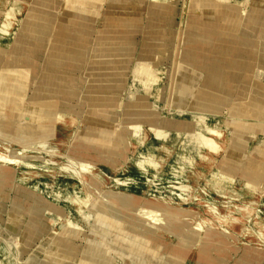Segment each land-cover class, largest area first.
Segmentation results:
<instances>
[{
	"label": "rangeland",
	"instance_id": "1",
	"mask_svg": "<svg viewBox=\"0 0 264 264\" xmlns=\"http://www.w3.org/2000/svg\"><path fill=\"white\" fill-rule=\"evenodd\" d=\"M151 1L146 16L154 19L132 45L135 55L140 53L134 57L139 58V72H133L138 61L122 48L128 66L124 77L118 72L124 79L119 97L125 109L135 94L136 107L164 114L160 124L152 118L155 109L143 113L145 109L135 108L123 130L113 133V143L85 139L78 134L86 123L49 104L21 100L27 91L28 98L39 75L59 77L56 81L74 87L82 80L97 86L100 73L73 71L74 65L51 72L42 66L47 56L33 55V45L28 65L0 70L1 264H86L88 252H103L107 264H264V9L250 7L253 0ZM20 5L12 0L6 7L0 44L13 36L23 12ZM150 30L144 40L143 32ZM108 52L90 63L103 58L105 66L116 69V50ZM143 64L155 71L151 95L143 86L149 83ZM216 66L225 73L220 75L224 86L213 89L205 81ZM184 72L195 87L180 102L177 85ZM107 73L103 75L118 84L115 72L110 71L112 77ZM8 74L15 76L11 82L5 80ZM45 91L53 95L63 90ZM106 91H115V85L108 83ZM209 93L221 103L210 110L192 109L196 97ZM195 124L212 143L216 140L212 152L191 138ZM160 129L167 135L163 140ZM238 141L242 147H230ZM222 165L227 169L216 177ZM158 207L170 212V220L188 224L176 226L175 232L155 227L151 216L156 215L150 213ZM211 226L215 235L203 247L187 240Z\"/></svg>",
	"mask_w": 264,
	"mask_h": 264
},
{
	"label": "crops",
	"instance_id": "2",
	"mask_svg": "<svg viewBox=\"0 0 264 264\" xmlns=\"http://www.w3.org/2000/svg\"><path fill=\"white\" fill-rule=\"evenodd\" d=\"M11 1L12 0H0V26L5 19L6 7L11 3ZM17 1L20 2V6L22 7L23 12L10 41L6 44H0V70H17L18 68H16L15 66H19L18 63H20V65H22V63H24V65H28L30 57L28 47H31L33 45L35 46L34 51L36 50V52L34 53L33 51L32 54L34 53L33 55H35L37 58L47 56L46 59H43L42 66L43 68H48L49 70H51V72L56 71L61 65L65 67L67 65H74L75 67L73 68V71L91 72L92 70H94L100 73L101 76V79L98 80L97 86H94L87 80L86 82L82 80V82L77 81L79 84L72 87L69 82H67L66 85V83H59L58 81H56V79H59V77L55 78L52 76L51 78H45L39 75L29 92L28 98V91L26 92L25 99L27 100L23 99L21 100V103H28L29 105L39 102L49 104V106H51L54 111L56 110L57 112L72 115L76 117L79 122L81 120L83 123H86L85 127H82L79 130L78 135L80 137L89 140L93 139L95 141L103 143H113L115 139L114 137L117 136L113 135V133H117L118 131L123 130L124 120L128 119V114L131 112V110L135 108L142 110L146 109L138 108L136 106L131 107V105H134L132 103L137 102V97L134 98L135 94L132 95V98L129 99V106L127 105L125 109H123V99L119 97L123 94V90L120 89L119 85L123 82L124 79L122 80V78H120L118 72L122 71L121 74H123L124 77L123 72L127 70L128 66V60L123 61V56L125 55V53H121L123 52L122 48H128L126 52L129 51L130 53H127V56L130 55L134 58L139 57L140 55V53L135 55V52H133L132 49V45H134V42L139 41L136 40V37L140 34L139 32L142 29V31H145L146 24L148 22L151 23L150 20L154 19L146 16L148 7L151 6L152 1ZM250 7L262 9L264 8V1L253 0V2L250 3ZM137 31L138 33L136 34ZM151 32L152 30L143 32V39L145 40L146 37H149ZM201 38H203V35L201 36ZM86 40H91L89 45L85 43ZM128 41L131 43L126 44L125 42ZM49 46L53 47L55 50L57 49V52H50V50L47 49ZM60 46L64 47V52L62 53L58 52ZM108 48L110 50L115 49L116 54H118L119 56L121 55L122 57V59H117L115 57V60L119 62L115 64L116 69L110 68V63L105 66L106 59L103 63H100V61L98 60L93 62L95 64L90 63L93 61V58L97 56H107L108 54H110L109 52L106 53ZM103 50H105V52H103ZM52 56H56L58 58L54 60L52 59ZM61 56H68L73 58L77 57L76 59L79 58V61L75 63L74 59L68 57L66 59ZM82 57H84L83 60ZM102 60L104 59L102 58ZM133 60H135L136 62L138 61V63L133 68V72H139V58H134ZM60 61H62L61 64ZM30 62H32V59L30 60ZM86 63H88V65H85ZM100 64L102 66H100ZM145 66L146 65H144L143 68ZM104 67H106L107 69ZM149 68L151 71L154 70L151 67ZM46 69L44 70L43 74L47 75L48 73L46 72ZM165 69L166 68L164 67V70ZM106 70H108V72H115V77L120 79L118 84L110 81V78H108L107 75H103ZM19 71L22 72L21 69H19ZM200 71H202V69H200ZM105 78H108L109 80ZM25 83L27 85V82ZM105 83L114 84L115 91H106L105 94H101L99 96V94L95 90H93V88L99 87ZM158 83L159 82H157V84ZM143 86L147 89V93L149 95L155 93H151L154 91L153 87L147 88L146 85ZM53 87H61L63 91H61V94L56 93L57 95H51L50 93L45 91L47 88ZM70 92L72 94H70ZM167 94L164 92V96H167ZM150 109H155L153 110L152 118H154V120H156L160 124V120H163L165 118L164 114L157 111L156 108H148V111ZM189 114L193 115L192 113ZM179 115L182 116L183 114ZM103 130L107 132L106 135H103ZM101 135H103L104 137H100ZM120 136H122V133H119V137ZM155 140L157 142L161 141L157 138H155ZM232 145L233 144H231L230 147H232ZM153 179L156 181L160 180L159 176H155L153 177ZM182 195H184V193H182Z\"/></svg>",
	"mask_w": 264,
	"mask_h": 264
},
{
	"label": "bare ground",
	"instance_id": "3",
	"mask_svg": "<svg viewBox=\"0 0 264 264\" xmlns=\"http://www.w3.org/2000/svg\"><path fill=\"white\" fill-rule=\"evenodd\" d=\"M153 1H158V0H153ZM164 1H172V0H164ZM264 1V0H263ZM262 9H264V8H262ZM10 11V10H9ZM233 15V14H232ZM229 16H230V14H229ZM14 20V19H13ZM235 22V21H234ZM249 23V22H248ZM247 23V24H248ZM237 24V23H236ZM241 24V23H240ZM238 25V24H237ZM8 39V38H7ZM120 50V49H119ZM118 50V51H119ZM120 52V51H119ZM114 55V57H116L117 56V54L116 53H114L113 54ZM229 56V55H228ZM226 59V58H225ZM229 60V59H228ZM105 60H103L102 62H100V63H103ZM215 66V65H214ZM259 67V66H258ZM104 68H106V67H104ZM104 68H102V69H104ZM107 69V68H106ZM264 70V69H263ZM254 71V70H253ZM143 72L145 73V74H143V75H145L146 77H148V81H149V83H146V87L147 88H150L152 85H153V82L156 80V76H155V74H154V71H151L150 70V68L149 67H144L143 68ZM210 72H212L214 75L213 76H210V79L206 82L205 81V84L207 85V86H209V87H211V88H213V89H217V88H219V87H221L222 86V88H223V86H224V83L222 82V80H221V77H220V75H224L225 73H224V71H222V69H219V67L218 66H216V67H212L211 69H210ZM9 73V72H8ZM16 74V73H15ZM108 74L110 75V77H112V74L110 73V71L108 72ZM9 75V76H8ZM7 75V78L5 79L6 80V82H11V80L12 79H14V77L15 76H10V74H8ZM158 78V77H157ZM253 78V77H252ZM245 83V82H244ZM107 84L108 83H105V84H102L101 86H99V87H96V89L94 88L93 90H95L98 94H99V96L101 95V94H105V90L104 89H106L107 88ZM194 85H193V83H192V78H191V76H190V73L189 72H184L180 77H179V81H178V85H177V90H178V93H179V100L178 101H180V102H183V101H185L186 99H188L189 98V91H188V89L190 88V87H193ZM197 86V85H196ZM22 87V86H21ZM195 87V86H194ZM11 88V87H10ZM100 88V89H99ZM14 89V88H13ZM4 91H6V90H4ZM11 91H12V89H11ZM21 91V90H20ZM26 91V90H25ZM219 92H222V89L219 91ZM2 93H4V92H2ZM14 93H15V91H14ZM18 93V92H17ZM16 93V94H17ZM5 94H7V93H5ZM15 94V95H16ZM224 95V94H223ZM13 99V98H12ZM15 99V98H14ZM16 100V99H15ZM196 101H198V102H196ZM216 101H218L217 100V97H214V94H212V93H209V94H207L206 96H204V97H196L195 98V100L193 101L194 103V106L192 105V109H199V110H202V109H208V110H210L213 106H216L217 105V103H216ZM12 101H10V103H11ZM15 102V101H14ZM218 102H220V101H218ZM9 103V102H8ZM197 103V104H196ZM221 103V102H220ZM3 105V104H2ZM8 105V104H7ZM44 105V104H43ZM46 105V104H45ZM4 106V105H3ZM132 106H136V104H134V105H131V107ZM4 108H5V106H4ZM39 108V107H38ZM41 110H42V108H40ZM46 109V108H45ZM28 110V109H27ZM146 110H148V108H146L145 110H143V113H145L146 112ZM31 111V110H30ZM37 111V110H36ZM40 112V111H39ZM44 112V111H43ZM41 113V112H40ZM3 115H4V113H3ZM33 115H35V114H33ZM201 115V114H200ZM5 116V115H4ZM25 116V115H24ZM2 117V116H1ZM33 117V119H34V117H35V119H36V115L35 116H32ZM236 117V116H235ZM238 118V117H237ZM240 118V117H239ZM27 119V118H26ZM25 119V120H26ZM43 119V118H42ZM244 120V119H243ZM31 121H33V120H31ZM35 121V120H34ZM2 122V121H1ZM25 122V121H24ZM29 122V121H28ZM55 122V121H54ZM53 122V123H54ZM199 123H201V122H199ZM198 123V124H199ZM52 124V123H51ZM198 124H195V126H196V128L194 127V128H191L190 129V131H191V133H190V136H191V138L194 140V141H196L197 143V147H209L208 149L212 152L213 151V149H214V147H217V144L216 143H214V140L215 139H213L212 137V139H213V143H212V141L208 138V137H206L202 132H200V129H198ZM67 125V124H66ZM234 125H236V127H242V129H246V128H244V126H243V124H234ZM233 125V126H234ZM1 126V125H0ZM264 127V126H263ZM130 128H133V127H130ZM213 129V128H212ZM214 131V130H213ZM33 132V131H32ZM47 132V131H46ZM159 134H160V136H159V138L161 137L162 138V140H163V137H166L167 135H166V133L165 134H163L162 133V129H160L159 130ZM213 134V133H212ZM216 135H219L218 133H215ZM46 135V134H45ZM215 135V136H216ZM212 136H214V135H212ZM216 138V137H215ZM43 139V138H42ZM138 140V139H137ZM120 141V140H119ZM118 141V142H119ZM216 141V140H215ZM233 145L235 146H237V147H242V143H240V141H238L237 143H233ZM210 154V153H209ZM216 155V154H215ZM226 167L224 166V165H222V166H220L218 169H217V172H216V174H215V176L217 177L218 175H221V173H224L225 171H226ZM225 174H228V172L227 173H225ZM228 175H230V174H228ZM3 179V178H2ZM226 190V189H225ZM235 190V189H234ZM203 192V191H202ZM205 192L206 193H209V192H207L206 190H205ZM204 192V193H205ZM205 193V194H206ZM233 193V192H232ZM235 194V193H234ZM204 195V194H203ZM230 195V194H229ZM232 196V195H231ZM237 196V195H236ZM209 197H211V195L209 196ZM226 197V196H225ZM238 197V196H237ZM199 198V197H198ZM205 198H206V195H205ZM204 198V199H205ZM230 198V197H229ZM246 200V199H245ZM200 201V200H199ZM201 203H203V202H201ZM150 210V209H149ZM151 210L153 211V212H151L150 214H154V215H156V216H151V217H153V219L155 218L156 220L154 221V220H152L151 221V219H149L153 224H155V227H157L156 225H161V226H165V227H169L170 229L172 228V230L175 232V231H179V229H182V227L181 228H179L181 225H184V226H186L187 224H188V222L186 221V222H179V221H177V222H175V221H172V220H170V218H169V213L170 212H167V210H165L163 207H158V208H155L154 210H153V208H151ZM150 222V223H151ZM263 222H264V220H263ZM260 223H261V220H260ZM149 224V223H148ZM235 224V223H234ZM64 225V224H63ZM173 226V227H172ZM176 226L179 228H176ZM240 226V225H239ZM242 226V225H241ZM159 227V226H158ZM143 228H145L144 226H143ZM150 228H152L153 229V227H150ZM186 228V227H185ZM212 228H213V226H211V227H208V231H206L205 229H204V231H202V229L198 232V230H197V233H194V234H192V235H190V234H188V235H190V237L187 239V240H189L190 242H194L196 245H198V247H203L204 245H206V241H209V239H211L215 234H214V232H213V230H212ZM231 228V227H230ZM235 228L237 229V225L235 226ZM239 228V227H238ZM146 229V228H145ZM233 229H234V227H233ZM193 230H195L194 228H193ZM193 230H191V231H193ZM230 230V229H229ZM235 230V229H234ZM153 231V230H152ZM183 231H186L185 229L183 230ZM216 231V230H215ZM232 231V230H231ZM241 231V230H240ZM220 232H222V230L220 231ZM220 232H219V234L218 235H220ZM224 232V231H223ZM222 232V233H223ZM228 232V231H227ZM177 233V232H176ZM193 233V232H192ZM231 233V232H230ZM232 234V233H231ZM234 234H236V233H234ZM136 235V234H135ZM226 236V234L224 233V234H222V237H225ZM250 235V234H249ZM53 236H55V235H53ZM144 237V236H143ZM227 237H228V235H227ZM231 237V236H230ZM247 237V236H246ZM54 238V237H53ZM53 238H51L50 239V241L49 242H51V240L53 239ZM232 238V237H231ZM185 239V238H184ZM230 239V238H229ZM234 239V238H233ZM212 240V239H211ZM4 241V240H3ZM182 241V240H181ZM184 242H186V241H184ZM210 242V241H209ZM208 242V243H209ZM235 242V241H234ZM238 242V241H237ZM237 242H235V243H237ZM241 242V241H240ZM247 242V241H246ZM139 243V242H138ZM145 243V242H144ZM193 243V244H194ZM242 243H243V241H242ZM239 245V244H238ZM172 249V248H171ZM181 250V249H180ZM194 250V249H193ZM94 252H96V251H94ZM200 252V251H199ZM97 253V252H96ZM198 253V252H197ZM164 255V254H163ZM167 255H169V254H167ZM196 255H198V254H196ZM34 256V255H33ZM85 256V255H84ZM86 259L88 260V262L86 263V264H107L106 263V257L103 255V252L102 253H97V254H95V253H87L86 254ZM171 257V256H170ZM208 257V256H207ZM209 257H211V256H209ZM208 257V258H209ZM3 258V257H2ZM31 259H32V257H31ZM66 259V258H65ZM93 259H97V261L96 260H93ZM169 259V258H168ZM172 259H173V257H172ZM176 259V258H175ZM2 260V259H1ZM0 260V261H1ZM6 260H8V259H6ZM174 260V259H173ZM180 260H178V262H179ZM200 261V260H199ZM8 262V261H7ZM182 262V261H181ZM37 263V262H36ZM56 263V262H55ZM57 263L58 264H60V262L59 261H57ZM174 263V262H173ZM172 263V264H173ZM1 264V263H0ZM9 264V263H8ZM165 264V263H164ZM171 264V263H170Z\"/></svg>",
	"mask_w": 264,
	"mask_h": 264
}]
</instances>
